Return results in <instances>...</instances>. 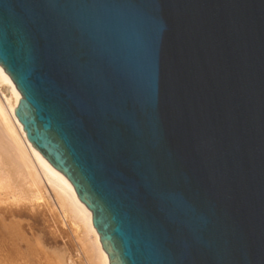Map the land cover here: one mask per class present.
<instances>
[{"label": "water", "instance_id": "obj_1", "mask_svg": "<svg viewBox=\"0 0 264 264\" xmlns=\"http://www.w3.org/2000/svg\"><path fill=\"white\" fill-rule=\"evenodd\" d=\"M0 65L109 264H264V0H0Z\"/></svg>", "mask_w": 264, "mask_h": 264}, {"label": "bare ground", "instance_id": "obj_2", "mask_svg": "<svg viewBox=\"0 0 264 264\" xmlns=\"http://www.w3.org/2000/svg\"><path fill=\"white\" fill-rule=\"evenodd\" d=\"M20 97L0 65V124L8 145L4 153L9 157L5 162L0 153V264H81L60 241L64 230L56 226L58 220L51 218L56 224L52 225L46 217L54 205L44 198V186L51 191L73 232L81 231L82 238L77 235L80 231L75 237L82 243L78 246L83 245L81 251L86 259L93 264H109L92 224L91 211L79 200L70 181L28 141L14 113Z\"/></svg>", "mask_w": 264, "mask_h": 264}, {"label": "rangeland", "instance_id": "obj_3", "mask_svg": "<svg viewBox=\"0 0 264 264\" xmlns=\"http://www.w3.org/2000/svg\"><path fill=\"white\" fill-rule=\"evenodd\" d=\"M7 147H8V145H7V139L4 137V134H3V130H2V126H1V124H0V153H1V157L3 158V160L5 161V162H8L9 161V157H7L6 155H5V149H7ZM47 187V186H46ZM45 186H44V189H46V194H45V190H43V196H44V198L46 197V200H48L50 203L49 204H51L52 206H53V209H51L52 211H47L46 213H47V215H46V217H48V219H50L49 221H51V218H54L53 220L54 221H56V220H58V221H56L57 223V225L55 224V223H53L52 221H51V223L50 224H52V225H56L57 227H59L60 226V228H63L62 230H64V232H63V237L62 238H60V241L62 242V243H64L65 244V248L66 249H69L73 254H75L77 257H78V259H80V261H81V264H93V263H90L87 259H86V257L84 256V254H83V252L81 251L82 250V248H83V245H81V246H78V245H80V240L79 241H77L78 240V237L80 236L79 234L81 233V231L80 230H78L76 233H78L79 231V233L77 234L78 235V237H75V234L76 233H74L73 232V230H72V228H71V226H70V224H69V222H68V220H65L62 216H61V214H60V211H59V208H58V206H57V204H56V202L54 201V199H53V196H52V193H51V191L48 189V188H46ZM3 189H0V193H3V191H2ZM47 191H50V192H47ZM0 195H3V194H0ZM50 195V196H49ZM50 197H52V198H50ZM51 201H52V203H51ZM54 203V204H53ZM55 206H57V207H55ZM51 207V206H50ZM58 208V209H57ZM57 212H59V214L57 213ZM51 213V214H50ZM57 214V215H56ZM51 216V217H50ZM56 216H57V218H56ZM61 218V219H60ZM62 220H65V221H62ZM49 223V222H48ZM67 223V224H66ZM63 224H65V225H63ZM59 225V226H58ZM62 225V226H61ZM40 226H42V224H40ZM66 231V232H65ZM71 231V232H70ZM64 233H68V235L66 236V234H64ZM71 236V237H70ZM82 236V235H81ZM64 237H65V239H64ZM72 237H74V239L73 240H71L72 239ZM79 238H82V237H79ZM62 239H64L63 241H62ZM75 239H76V241L78 242H76L75 241ZM80 242V243H79ZM77 243V245L76 246H74L75 244ZM63 244V245H64ZM74 244V245H73ZM82 244V243H81ZM71 247H73L72 249H71ZM75 247V248H74ZM76 247H77V250H76ZM79 247V248H78ZM79 249V250H78ZM78 255H80V256H78Z\"/></svg>", "mask_w": 264, "mask_h": 264}]
</instances>
